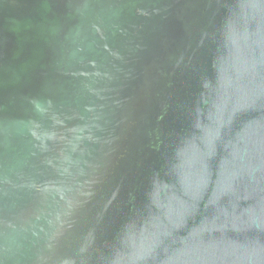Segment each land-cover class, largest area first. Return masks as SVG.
I'll return each mask as SVG.
<instances>
[{
	"label": "water",
	"instance_id": "1",
	"mask_svg": "<svg viewBox=\"0 0 264 264\" xmlns=\"http://www.w3.org/2000/svg\"><path fill=\"white\" fill-rule=\"evenodd\" d=\"M0 264H264V0H0Z\"/></svg>",
	"mask_w": 264,
	"mask_h": 264
}]
</instances>
